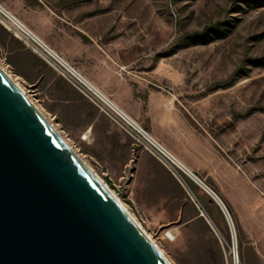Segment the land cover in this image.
<instances>
[{"label": "rangeland", "instance_id": "1", "mask_svg": "<svg viewBox=\"0 0 264 264\" xmlns=\"http://www.w3.org/2000/svg\"><path fill=\"white\" fill-rule=\"evenodd\" d=\"M0 4L172 155L144 122L149 112L155 118L164 111L166 117L155 127L157 132L167 131L171 143L190 138L184 131L182 137H174L179 119L189 131L212 141L219 165L247 176V186L229 185L228 178L210 171L229 199L222 198L209 178L204 181L229 210L233 234L217 201L188 177L185 181L201 218L169 222L164 204L155 205L137 186L134 157L145 151L73 86L74 94L66 97L61 84L65 80L49 67L21 65L0 46V67L171 264H235L233 250L237 264H264V67L254 66L264 57V3L0 0ZM217 24L227 25L223 39L207 45L187 40ZM193 158L207 164L201 157ZM187 213L194 217L192 209Z\"/></svg>", "mask_w": 264, "mask_h": 264}, {"label": "water", "instance_id": "2", "mask_svg": "<svg viewBox=\"0 0 264 264\" xmlns=\"http://www.w3.org/2000/svg\"><path fill=\"white\" fill-rule=\"evenodd\" d=\"M0 264H169L1 67Z\"/></svg>", "mask_w": 264, "mask_h": 264}, {"label": "crops", "instance_id": "3", "mask_svg": "<svg viewBox=\"0 0 264 264\" xmlns=\"http://www.w3.org/2000/svg\"><path fill=\"white\" fill-rule=\"evenodd\" d=\"M10 36L13 38L15 42L23 46V44L20 41H18L12 35ZM25 52L31 58V59L29 58L30 60L28 59L25 60V64L33 65L35 62L40 64V66L46 65L47 67H49L41 58H39L29 49L25 48ZM49 69L51 68L49 67ZM165 117L166 114L164 113V111H160L158 116L155 118L149 112L147 117L148 119L147 121L144 122L147 124L150 131L155 132L158 135V138L161 141H163L170 150L174 152L175 157L178 160H180V163H182L184 167H186V169L189 170V172L193 173L195 177L199 179L198 181L200 183L202 182L203 184H205L206 182L205 180L209 178L211 182L214 184V187L216 188L215 190H220V192H222L220 186H218L217 183L213 181V179H211L210 177L211 176L210 171L217 170V172H219L221 176L228 178L229 180L228 182L230 183L229 185H233V184L241 185V186L248 185L247 176L245 177L241 175L238 176V172L235 168L230 167L228 165L223 166L218 164V161L215 158V155L217 153H215L214 145L210 139L204 137L202 138L198 137L197 135L189 131L186 127H184V125L179 119L177 120L178 129L173 130L174 137L176 138L182 137L183 136L182 131H184L185 133L189 134L190 138L188 141L181 140L179 143L176 142L171 143L169 141L168 138L169 133L167 131L157 132V128L155 127L156 126L155 122H159L160 118L164 119ZM187 151L190 152V155L187 153ZM194 155H196V157H201L204 160V162H206L207 164L205 165L197 164L195 162V158H193ZM134 159H135L134 167H135V177H136L137 186L140 187L141 192L144 193L145 197L148 198L152 203H154L155 205H159L160 203L164 204L165 214L169 222L184 221L185 223H192L195 219L201 218L199 215L200 206L199 205L197 206L195 202L190 201L189 197L187 196V192L182 186V184L161 163H159L151 155L142 151H139L134 157ZM194 183L197 186H199L208 196H210L215 201V199L209 194V192H207L202 187L203 185L200 186L198 183L196 182ZM249 186L250 188L248 190L252 195L253 189L251 185ZM212 190L213 189H211V191ZM213 192L224 205L222 199L216 194L214 190ZM222 198L229 199V196L223 193ZM217 205L221 208L219 203H217ZM224 207L226 208V206ZM188 208L193 210L194 217H192L190 214L188 215L187 213ZM227 212L230 215L228 209Z\"/></svg>", "mask_w": 264, "mask_h": 264}, {"label": "built area", "instance_id": "4", "mask_svg": "<svg viewBox=\"0 0 264 264\" xmlns=\"http://www.w3.org/2000/svg\"><path fill=\"white\" fill-rule=\"evenodd\" d=\"M0 26L20 41L23 46L41 58L57 75L78 90L95 105L100 113L109 118L122 132L127 134L137 147L153 156L184 187L189 197L198 203L185 181L187 175L177 164L171 153L128 115L117 109L112 101L95 88L76 69L42 42L31 30L0 4ZM233 256L235 258L234 250Z\"/></svg>", "mask_w": 264, "mask_h": 264}, {"label": "trees", "instance_id": "5", "mask_svg": "<svg viewBox=\"0 0 264 264\" xmlns=\"http://www.w3.org/2000/svg\"><path fill=\"white\" fill-rule=\"evenodd\" d=\"M246 4L253 5L257 2L264 3V0H243ZM227 25L225 24H217L215 27H210L203 31L202 33L196 34L192 37H188L187 40L190 42H194V44L207 45L215 42L216 40L223 39L228 33ZM0 46L6 49L8 52L13 53V55L18 59V63L21 65H25V60H30L31 58L25 52V47L19 45L17 42L13 40V38L9 35L7 31H5L2 27H0ZM30 58V59H29ZM35 69L41 68L40 64L35 63L32 65ZM254 66L264 67V57L259 61L254 63ZM61 84H64L63 93L66 97H71L74 94L73 88L64 81H61ZM233 83L226 85L227 87L232 86ZM80 101H83L81 98Z\"/></svg>", "mask_w": 264, "mask_h": 264}, {"label": "bare ground", "instance_id": "6", "mask_svg": "<svg viewBox=\"0 0 264 264\" xmlns=\"http://www.w3.org/2000/svg\"><path fill=\"white\" fill-rule=\"evenodd\" d=\"M9 76V75H8ZM10 77V76H9ZM90 82V81H89ZM91 83V82H90ZM17 84V83H16ZM92 84V83H91ZM93 85V84H92ZM94 86V85H93ZM95 88H96V86H94ZM20 88V87H19ZM98 89V88H97ZM99 90V89H98ZM100 91V90H99ZM107 97V96H106ZM108 98V97H107ZM113 103V102H112ZM115 105V104H114ZM115 107L117 108V109H119V110H121L118 106H116L115 105ZM122 111V110H121ZM123 112V111H122ZM125 115H126V113L125 112H123ZM127 116V115H126ZM172 155V154H171ZM173 157H174V159L177 161V164L182 168V170L184 171V173L187 175V177H189L190 179H192L193 181H195L196 183H198L200 186H202L207 192H209V194L211 195V196H213V198L215 199V201H217V203H219V199H217V197H216V195L214 194V192L213 191H211V189H209L205 184H203L202 182L200 183L199 181H198V179L193 175V173H191V172H189V170L188 169H186V167H184V165L182 164V163H180V161L174 156V155H172ZM83 162V161H82ZM84 163V162H83ZM85 164V163H84ZM86 165V164H85ZM86 167L89 169V167L86 165ZM90 171H91V169H89ZM92 172V171H91ZM97 178H98V180L101 182V184L108 190V192L109 193H111L113 196H114V198H115V200H116V202L128 213V215L131 217V219L139 226V224L136 222V220L134 219V217L128 212V210L123 206V204L121 203V201L119 200V198H117L116 196H115V194L106 186V184H104L103 182H102V180H100L99 179V177L97 176ZM140 227V226H139ZM141 228V227H140ZM142 229V228H141ZM143 230V229H142ZM144 232V231H143ZM145 233V232H144ZM146 234V233H145ZM147 235V234H146ZM148 237V236H147ZM149 238V237H148ZM150 239V241H151V238H149ZM152 242V241H151ZM153 243V245L155 246V248L161 253V251L157 248V246L154 244V242H152ZM162 254V253H161ZM163 255V254H162ZM164 256V255H163ZM165 257V256H164ZM237 257H236V255H235V264H237V259H236ZM166 259V258H165ZM167 260V259H166ZM168 261V260H167ZM169 262V261H168ZM169 264H171L170 262H169Z\"/></svg>", "mask_w": 264, "mask_h": 264}]
</instances>
